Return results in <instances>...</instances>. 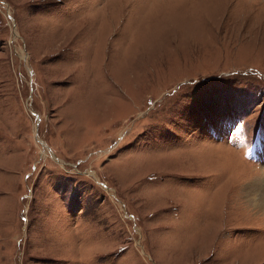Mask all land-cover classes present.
Segmentation results:
<instances>
[{"label":"rangeland","instance_id":"rangeland-1","mask_svg":"<svg viewBox=\"0 0 264 264\" xmlns=\"http://www.w3.org/2000/svg\"><path fill=\"white\" fill-rule=\"evenodd\" d=\"M261 172L264 0H0V264H264Z\"/></svg>","mask_w":264,"mask_h":264},{"label":"bare ground","instance_id":"bare-ground-1","mask_svg":"<svg viewBox=\"0 0 264 264\" xmlns=\"http://www.w3.org/2000/svg\"><path fill=\"white\" fill-rule=\"evenodd\" d=\"M260 176L263 177H256L253 178L252 181H249V183L247 182V186L244 188V191L246 192V196L249 198L248 201L250 204H259L260 207H262L264 206V175L262 174Z\"/></svg>","mask_w":264,"mask_h":264}]
</instances>
